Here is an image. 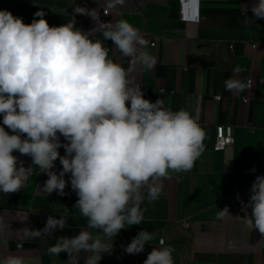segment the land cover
Listing matches in <instances>:
<instances>
[{
  "label": "clouds",
  "instance_id": "clouds-1",
  "mask_svg": "<svg viewBox=\"0 0 264 264\" xmlns=\"http://www.w3.org/2000/svg\"><path fill=\"white\" fill-rule=\"evenodd\" d=\"M96 2L98 8L73 7L75 14L95 22L87 31L76 26L74 17L73 22L50 26L42 9L27 24L0 10V193L20 192L34 166L48 177L44 193L64 196L70 184L78 197L73 209L85 224L75 236L56 238L47 253H67L71 259L83 252L84 264H99L111 254L114 238L126 225L144 222L142 205L160 198L162 178L191 170L205 150L197 117L185 108L173 110L165 99H146L132 78L136 66L150 71L156 64L149 41L125 19L100 20L99 8L106 15L118 12L126 0ZM67 3L71 7L75 0ZM250 10L255 19H264V0H256ZM106 41L129 58L127 68L110 58ZM225 83L227 90L247 87L237 79ZM16 152L31 157L32 165L24 167ZM57 160L62 166L58 172ZM241 204L247 227L264 234V175L255 177L248 202ZM228 216L225 207L216 219ZM68 218L49 215L42 229H29V234L52 237L67 227ZM154 239L155 233L141 229L124 251L143 253ZM173 252L161 237L143 264H174ZM0 264L26 260L9 254Z\"/></svg>",
  "mask_w": 264,
  "mask_h": 264
},
{
  "label": "crops",
  "instance_id": "crops-1",
  "mask_svg": "<svg viewBox=\"0 0 264 264\" xmlns=\"http://www.w3.org/2000/svg\"><path fill=\"white\" fill-rule=\"evenodd\" d=\"M254 2L188 0L184 9L199 16L195 22L181 19V0H126L124 7L108 16L98 9L100 20L125 19L149 41L155 66L149 71L138 65L131 73L145 98L153 102L165 99L173 110L187 109L205 133V150L192 169L162 178L160 198L142 205L146 209L144 222L126 225L114 238L112 253L105 254L99 264H143L161 237L166 246L174 248V264H264V234L247 227L241 204L250 197L251 179L245 170L258 163L264 171V19L254 18L250 10ZM75 5L98 8L96 0H75L71 7L67 0H0V10H9L26 24L42 9L50 26L73 22L74 17L82 30L94 28L90 17L73 12ZM105 47L110 58L129 66V58L111 41H106ZM229 79L244 81L247 87L227 90ZM219 125L234 127L235 143L224 152L214 150ZM59 151L64 154L62 147ZM14 155L24 167L32 165L31 157ZM61 169L57 160L55 170ZM39 171L33 167V175L20 192L0 193V258L12 254L24 257L26 264H84L83 252L71 259L67 253L58 257L47 253L56 238L77 235L85 221L73 209L78 197L70 184L64 196L46 194L42 188L48 177ZM225 207L231 216L217 220ZM247 211L250 215L251 209ZM60 214L69 217L64 230H57L52 237L30 236L29 229H42L49 215L59 218ZM141 229L155 233L156 239L145 245L143 253L127 254L124 248Z\"/></svg>",
  "mask_w": 264,
  "mask_h": 264
},
{
  "label": "built area",
  "instance_id": "built-area-1",
  "mask_svg": "<svg viewBox=\"0 0 264 264\" xmlns=\"http://www.w3.org/2000/svg\"><path fill=\"white\" fill-rule=\"evenodd\" d=\"M182 1V15H181V19L185 22H189V21H197L199 20V16L198 15H189L186 11H185V5L186 3H188V0H181ZM110 14L109 13L106 15L103 11V16H108ZM231 48L233 49V46H231ZM252 81H250L248 83L249 88L252 87ZM217 101H221V98L218 97ZM235 143V139H234V127L231 125H219L216 127V141L214 144V150L217 152H224L225 150H227L228 148L233 147ZM245 176L249 177L251 179V185L255 179L256 176L258 175H264V171L261 170L260 165L258 163H255L254 165L248 167L245 172H244ZM251 188V187H250ZM23 245H20V247L18 248H22Z\"/></svg>",
  "mask_w": 264,
  "mask_h": 264
}]
</instances>
